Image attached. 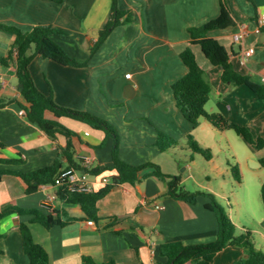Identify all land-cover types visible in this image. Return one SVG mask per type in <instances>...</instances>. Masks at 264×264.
<instances>
[{
    "label": "crops",
    "instance_id": "obj_1",
    "mask_svg": "<svg viewBox=\"0 0 264 264\" xmlns=\"http://www.w3.org/2000/svg\"><path fill=\"white\" fill-rule=\"evenodd\" d=\"M118 4L121 10L132 11L134 22L116 28L88 67L62 66L36 56L30 72L37 88L46 95L52 90L61 107L103 117L113 124L120 132V158L128 164L139 166L152 162L165 174L194 177L191 166H184L181 171L182 166L177 162L179 149L162 153L155 147L157 130L180 144L191 134L202 149L212 147L213 141L221 149L225 145L236 162L242 185L243 179L249 176L250 154L259 155L264 149L257 150L242 136L231 133L233 130L220 131L206 120L193 128L178 109L172 92V86L188 73L181 53L190 47L189 28L217 18L221 12L219 0H118ZM227 4L236 24L212 31L209 36L228 49L238 72L264 85V42L262 35L255 32L257 18L264 15V0H227ZM111 15L112 0H65L63 3L0 0V24L16 26L24 32L38 26L60 29L66 34L54 40L80 60L90 58V50ZM243 31L248 35L242 43H236L234 36ZM14 41V35L0 30V56H7ZM192 48L211 86L207 107L213 106L207 111L220 113L250 129L255 137L264 138V100L246 86L223 83L222 69L205 58L200 46ZM251 48L256 53L243 62V52ZM128 74L131 76L127 77ZM17 83L15 66H0V94L14 100L0 108V142L4 144L0 147V158L24 159L25 164L16 170L28 173L53 165L59 158L58 145L66 146L67 139L59 136L58 143L53 142L26 114L21 115L22 106L27 104L16 89ZM48 117L78 135L73 138L76 158L93 160L92 179L97 189L103 186L102 177H109L111 181L117 177V172L111 170L112 138L105 140L104 132L71 118L58 119L51 114ZM68 166L63 160V169ZM97 170L102 173L97 174ZM150 173L152 169L140 172V181L135 186L115 187L98 203L97 220L85 218L77 205L61 201L48 204V196L56 192L55 188L42 185L38 192L28 195L20 177L6 175L0 183V210L18 206L38 209L46 215L59 210L64 219L77 220L66 227L48 230L32 223L29 215L6 217L1 223L0 264H28L22 224L29 225L35 242L46 248L50 264H86L84 257H91L98 264H163L162 244L212 242L219 225L216 216L205 208L207 200L200 198L196 205L177 201L166 194V183L148 177ZM201 187L218 195L212 186L201 184ZM263 187L264 184L262 190ZM90 221L94 224L90 225ZM262 224L264 227V221ZM245 257L242 249L228 248L212 264H233Z\"/></svg>",
    "mask_w": 264,
    "mask_h": 264
},
{
    "label": "trees",
    "instance_id": "obj_2",
    "mask_svg": "<svg viewBox=\"0 0 264 264\" xmlns=\"http://www.w3.org/2000/svg\"><path fill=\"white\" fill-rule=\"evenodd\" d=\"M49 1L63 3L65 0ZM219 2L221 12L217 18L200 27L189 28L190 47L181 53V59L187 67L188 73L172 86V92L178 109L193 128H197L202 120H206L220 131L233 130L255 149L262 150L264 149V138L255 137L250 129L229 121L220 113L211 114L206 110L211 97V86L205 79V71L198 63L193 46H200L205 58L213 66L222 69L221 80L223 83L229 86H246L261 100H264V85L254 82L249 75L238 72L231 61L228 49L218 40L209 36L212 31L224 30L236 24L227 0H219ZM132 22H134L132 11L121 10L118 0H112L111 18L101 31L98 41L90 50V58L87 60H80L69 55L54 40V37L65 35L66 33L53 26H38L29 32H24L16 26L0 24L1 31L11 33L15 37L14 44L7 56H0V66L10 67L12 64L15 66L18 78L16 89L27 104L22 106V109L25 111L28 120L42 129L53 142H57L59 136L67 139L66 146L58 145L60 154L53 165L32 172L22 173L16 170V168L25 164V160L22 158H0V183L6 175L20 177L27 186L26 193L32 195L38 192L42 185H54L56 183L63 170V160H66L69 164L66 169L81 170L82 160L76 158L77 151L73 143V138L78 137V135L58 120L50 119L48 115L51 114L58 119L71 118L88 125L94 130L104 132L105 140L110 138L114 140L113 166L111 170L117 172V177L115 176L109 184L96 188L91 193H69L60 189L57 191L59 201L68 205H77L83 211L85 218L97 220L99 218L98 203L102 199L119 185L135 186L140 181V172L145 169H152V173L148 174V177H154L165 182L166 194L173 199L196 205L200 198H205L207 200L205 208L215 214L219 225L218 234L212 242L188 245L182 242L162 244L160 246V254L165 259L163 264H212L217 255L228 248H239L246 254L245 258L239 259L233 264H264V252L256 247L253 232L246 230L245 233L237 235L236 224L217 200L216 195L203 191L193 193L185 190L181 185V177L165 174L160 166L155 163L148 162L135 166L124 162L120 158V132L113 124L87 112L61 107L56 103L52 90L46 95L37 88L30 72V64L36 56L52 60L62 66L88 67L93 56L108 40L112 32L116 28ZM261 35L264 36V26L261 29ZM12 101L14 100L3 97L0 94L1 109ZM187 141V146L182 147L183 149L192 150L196 154L209 158L193 135L190 134ZM0 147H4L1 142ZM155 147L162 153H170L176 152L177 149L181 148V144L169 134L157 130ZM262 163L264 164V161ZM232 172L235 178L240 181L238 168H233ZM96 173L102 172L97 170ZM11 215H29L32 217V223H39L48 230L55 226L66 227L77 220L64 219L59 210L46 215L38 209H23L18 206H10L0 210V238H2L1 223L6 217ZM21 234L28 264H50L48 251L45 247L35 242L29 225H21ZM84 262L86 264H98L91 257H84Z\"/></svg>",
    "mask_w": 264,
    "mask_h": 264
},
{
    "label": "rangeland",
    "instance_id": "obj_3",
    "mask_svg": "<svg viewBox=\"0 0 264 264\" xmlns=\"http://www.w3.org/2000/svg\"><path fill=\"white\" fill-rule=\"evenodd\" d=\"M211 105L213 106V104L206 106V110L210 111ZM99 118L103 119V117ZM231 133L235 135V132ZM187 142L186 140L181 144V148L178 150L180 157H178L177 162L182 166L181 171L185 168L184 166H191L194 177L187 178L186 174H182L181 179L184 181L181 184L182 187L194 193L198 191L207 192L201 187V184L212 186L218 194L216 195L217 200L229 214L232 212L231 214L237 224V235L245 233L246 230H251L257 248L264 252V227L262 224L264 221L262 190L264 176L261 177V172H264L261 164V161L264 160V152L259 155L250 154V167H247V169L250 168L249 171L247 170L249 176L244 178L243 184L240 185L232 174V169L237 168L236 162L225 145L221 149L217 142L214 143L213 141L212 147H203L209 157L205 158L192 150L183 149L182 147L187 146ZM209 160L212 161L209 162Z\"/></svg>",
    "mask_w": 264,
    "mask_h": 264
},
{
    "label": "built area",
    "instance_id": "obj_4",
    "mask_svg": "<svg viewBox=\"0 0 264 264\" xmlns=\"http://www.w3.org/2000/svg\"><path fill=\"white\" fill-rule=\"evenodd\" d=\"M264 26V15L259 17L257 21V28L256 33L258 35H261V29ZM248 35L247 31L240 32L234 36V40L236 43H242L245 39V37ZM256 53L255 48H251L248 50H245L243 52V62H246L250 57H252ZM131 75L128 74L127 77H130ZM25 111L21 112V115H25ZM92 163L93 160L89 157H83L82 158V169H63L61 174L59 175L56 183L53 185H43L44 188L52 187L56 189V192L54 194H51L48 196L47 203L54 205L56 202L59 201V196L57 194V191L62 189L63 191H67L69 193H91L93 192L95 187V182L92 179ZM101 185H106L111 182V179L109 177H102L100 179ZM53 210V209H52ZM90 225L94 224V221L89 222Z\"/></svg>",
    "mask_w": 264,
    "mask_h": 264
},
{
    "label": "water",
    "instance_id": "obj_5",
    "mask_svg": "<svg viewBox=\"0 0 264 264\" xmlns=\"http://www.w3.org/2000/svg\"><path fill=\"white\" fill-rule=\"evenodd\" d=\"M262 42H264V36H262ZM184 170V169H183Z\"/></svg>",
    "mask_w": 264,
    "mask_h": 264
}]
</instances>
